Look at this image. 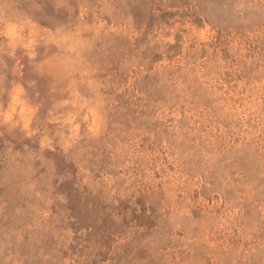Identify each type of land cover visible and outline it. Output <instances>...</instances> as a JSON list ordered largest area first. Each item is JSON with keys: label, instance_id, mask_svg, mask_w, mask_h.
Returning <instances> with one entry per match:
<instances>
[{"label": "rangeland", "instance_id": "rangeland-1", "mask_svg": "<svg viewBox=\"0 0 264 264\" xmlns=\"http://www.w3.org/2000/svg\"><path fill=\"white\" fill-rule=\"evenodd\" d=\"M0 264H264V0H0Z\"/></svg>", "mask_w": 264, "mask_h": 264}]
</instances>
